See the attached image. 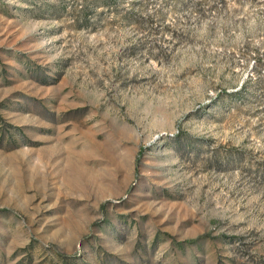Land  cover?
<instances>
[{
    "label": "rangeland",
    "instance_id": "1",
    "mask_svg": "<svg viewBox=\"0 0 264 264\" xmlns=\"http://www.w3.org/2000/svg\"><path fill=\"white\" fill-rule=\"evenodd\" d=\"M0 264H264V0H0Z\"/></svg>",
    "mask_w": 264,
    "mask_h": 264
}]
</instances>
